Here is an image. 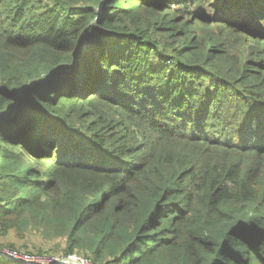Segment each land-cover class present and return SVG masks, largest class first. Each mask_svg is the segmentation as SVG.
<instances>
[{
  "label": "trees",
  "instance_id": "1",
  "mask_svg": "<svg viewBox=\"0 0 264 264\" xmlns=\"http://www.w3.org/2000/svg\"><path fill=\"white\" fill-rule=\"evenodd\" d=\"M32 233L264 264V0H0V237Z\"/></svg>",
  "mask_w": 264,
  "mask_h": 264
},
{
  "label": "rangeland",
  "instance_id": "2",
  "mask_svg": "<svg viewBox=\"0 0 264 264\" xmlns=\"http://www.w3.org/2000/svg\"><path fill=\"white\" fill-rule=\"evenodd\" d=\"M257 161L258 160H255V163H257ZM260 170L261 169H259L255 173L259 174ZM255 173H251L250 176H252ZM248 180L250 181L249 186L251 189L255 188L259 184L258 181L253 182V179L250 177ZM7 241L13 242L14 246L17 248L9 247L7 245V243H8ZM4 242H7V243H4ZM0 243H4V244L0 245V249L8 247V248H15V249H20V250H25V251H30V252L48 253L50 255H52V254H55V255L64 254L65 255V253L63 251V247L65 245V240L62 237L47 239L38 233L28 234L27 236H25L23 238H16L15 236L10 235V236H7L6 238L0 237ZM76 254L81 255V256H85L84 254H82L80 252H77Z\"/></svg>",
  "mask_w": 264,
  "mask_h": 264
},
{
  "label": "built area",
  "instance_id": "3",
  "mask_svg": "<svg viewBox=\"0 0 264 264\" xmlns=\"http://www.w3.org/2000/svg\"><path fill=\"white\" fill-rule=\"evenodd\" d=\"M0 259H11L14 261H24L32 264H93L90 259L85 256L76 254L75 252L69 254H48L40 252H30L15 248L0 249Z\"/></svg>",
  "mask_w": 264,
  "mask_h": 264
},
{
  "label": "water",
  "instance_id": "4",
  "mask_svg": "<svg viewBox=\"0 0 264 264\" xmlns=\"http://www.w3.org/2000/svg\"><path fill=\"white\" fill-rule=\"evenodd\" d=\"M22 262H24V261H22ZM24 263H26V264H32V263H29V262H24ZM75 264H79V263H77V262H74Z\"/></svg>",
  "mask_w": 264,
  "mask_h": 264
}]
</instances>
